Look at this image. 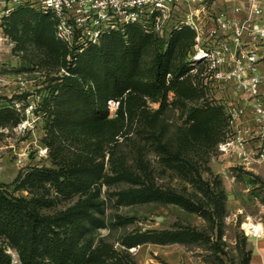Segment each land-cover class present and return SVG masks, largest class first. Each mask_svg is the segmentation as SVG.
I'll return each mask as SVG.
<instances>
[{
    "label": "rangeland",
    "instance_id": "1",
    "mask_svg": "<svg viewBox=\"0 0 264 264\" xmlns=\"http://www.w3.org/2000/svg\"><path fill=\"white\" fill-rule=\"evenodd\" d=\"M223 2L217 0L214 7L220 8ZM158 38L143 37L140 67L134 81L151 80L154 58L160 51ZM12 43L11 46L9 42L2 41L0 47V107L10 111L8 125L0 129V183L6 186L11 185L20 171L33 167H56L55 161L74 159L100 147L99 138L90 139L81 129L51 137L49 130L53 115L50 112L55 105L51 100V78L56 75V69L46 56L50 42L45 36L36 37L27 42L23 50H17L13 40ZM116 45L118 42H115V49ZM191 56L192 49L186 58L181 59L190 70L174 81V75L169 74L167 83L170 88L165 96H145L136 89L121 96L124 118L112 123L109 132L101 128L99 160L104 173H110L123 163L137 172L147 168L149 178L160 186L173 187L191 199L201 198L206 202V191L191 182L193 172L182 166L186 161L192 162L203 179L212 185L220 183L216 190L222 189L226 195V212L221 221L224 233L220 240L224 253H216L210 242L147 243L131 250L139 264H163V261L170 264H241L243 255L240 247L244 243L248 251V237L252 236L246 233L244 224L255 226L264 217V179L257 172L244 168L237 152L226 146L235 135L226 112L224 118L210 123L205 130L192 129L187 122V114L192 107L206 102L223 107L205 84L207 66L193 64ZM179 61L175 59L174 64L178 65ZM89 81L93 79L89 78ZM47 102L48 106L45 105ZM44 185L38 193L49 196L54 203L43 211L64 209L76 201V197L57 195L50 182ZM128 186L125 182L105 184L101 179L103 213L100 216L105 224L89 232L95 242L104 239L119 249L121 237L132 230L167 229L175 225L210 233L209 222L204 216L177 204L117 205L114 193ZM9 189L14 196L28 194L14 186H9ZM209 208L213 209L212 206ZM117 214L136 219L128 225L116 226ZM0 251L8 256L10 263L11 253L21 259L20 244L9 239L1 229ZM218 255L223 263L217 262Z\"/></svg>",
    "mask_w": 264,
    "mask_h": 264
},
{
    "label": "trees",
    "instance_id": "2",
    "mask_svg": "<svg viewBox=\"0 0 264 264\" xmlns=\"http://www.w3.org/2000/svg\"><path fill=\"white\" fill-rule=\"evenodd\" d=\"M55 25L51 15L23 5L6 19L4 31L15 42L17 50H23L26 43L36 37L45 36L50 42L46 56L56 69V75L51 78V100L55 103L50 112L53 115L49 130L51 137L81 129L90 139L99 138L100 147L74 159L55 161L56 167H33L20 171L9 186L26 190L27 195L14 196L9 186L0 183V229L9 239L20 244L21 264H139L131 249L147 243L210 242L216 253H224L220 240L224 233L221 221L226 212V195L222 189L216 190L220 183L212 185L203 179L192 162L186 161L182 166L193 172L191 182L206 191V202L201 198L191 199L173 187L160 186L149 178L147 168L137 172L123 163L110 173H104L99 160L101 128L109 132L112 123L124 118L122 99L114 119L109 118L107 100L121 98L126 91L133 89L154 98L165 96L170 88L167 83L169 74L174 75V81L190 70L181 59L186 58L193 48L196 32L183 26L173 30L165 41L155 34L145 33L138 25H131L74 54L56 38ZM143 37H156L161 45L154 58L151 80L138 83L134 80L140 67ZM115 42H118L116 49ZM175 59L181 63L174 64ZM45 105L48 106V102ZM224 114L221 105L206 102L190 109L187 122L192 129L205 130L210 123L224 118ZM9 116V109L0 107V129L8 125ZM159 143L164 145L161 141ZM101 179L105 184H129L114 193L117 205L150 202L177 204L204 216L209 222L210 233L195 227L175 225L167 229L132 230L121 237L119 249L104 239L95 242L89 232L105 224L100 216L103 213L99 187ZM46 182L54 186L57 195L71 199L76 197V201L64 209L43 211L54 203L49 196L38 193ZM135 219L117 214L114 224L124 226ZM245 246L242 243L240 247L243 255L241 264H248L250 260V251H246ZM217 262L223 263L219 255ZM0 264H10L8 256L2 251ZM163 264L170 263L163 261Z\"/></svg>",
    "mask_w": 264,
    "mask_h": 264
},
{
    "label": "built area",
    "instance_id": "3",
    "mask_svg": "<svg viewBox=\"0 0 264 264\" xmlns=\"http://www.w3.org/2000/svg\"><path fill=\"white\" fill-rule=\"evenodd\" d=\"M216 1L0 0V47L2 41L12 46L4 23L23 5L51 15L56 23V38L74 54L131 25H138L145 33L155 34L165 41L173 30L188 26L196 32L192 62L207 66L205 84L223 105L232 126L238 125L246 111H252L255 124L264 132V94L261 91L264 70L260 69L264 59V55H260L264 47V0H223L218 9L214 7ZM232 87L243 95L242 104L227 102L228 96L223 94L216 96L218 91ZM120 105L121 98L107 100L109 117L117 116ZM226 146H234L242 160L252 158L264 163V141L254 149L241 139H232ZM11 256L10 264H21L16 254L11 253Z\"/></svg>",
    "mask_w": 264,
    "mask_h": 264
},
{
    "label": "crops",
    "instance_id": "4",
    "mask_svg": "<svg viewBox=\"0 0 264 264\" xmlns=\"http://www.w3.org/2000/svg\"><path fill=\"white\" fill-rule=\"evenodd\" d=\"M260 55H264V47L260 49ZM260 69L264 70V59L260 63ZM261 91L264 94V87ZM222 94L226 97L228 96L226 98L228 99L227 102H231L234 105L244 102L242 99L243 95L236 90L234 91L233 87L230 90L218 91L216 96L221 97ZM234 132L235 135L233 140L241 139L251 149L256 148L264 141V132H261L259 127L255 124L252 111H246L244 113L241 121L234 127ZM232 148L234 149V146ZM239 162H241L244 168L257 172V174L264 179V163H258L252 158H249L247 161L239 158ZM262 207L264 210V205ZM255 226L257 230L253 234L258 235L260 231V235L248 237V250L250 251V260L248 264H264V217H262Z\"/></svg>",
    "mask_w": 264,
    "mask_h": 264
},
{
    "label": "bare ground",
    "instance_id": "5",
    "mask_svg": "<svg viewBox=\"0 0 264 264\" xmlns=\"http://www.w3.org/2000/svg\"><path fill=\"white\" fill-rule=\"evenodd\" d=\"M244 227L247 230V232H249V233H255L257 230L255 226H253L252 224H248V223L244 224ZM258 235H260V231H259Z\"/></svg>",
    "mask_w": 264,
    "mask_h": 264
}]
</instances>
